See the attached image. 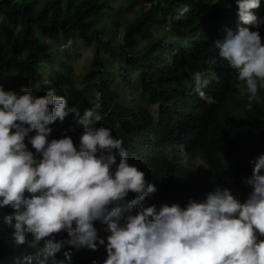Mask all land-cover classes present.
<instances>
[{"label":"trees","instance_id":"1","mask_svg":"<svg viewBox=\"0 0 264 264\" xmlns=\"http://www.w3.org/2000/svg\"><path fill=\"white\" fill-rule=\"evenodd\" d=\"M256 12L264 17V0ZM128 13H135L134 18L128 20ZM238 24L235 0H0V84L17 92L28 87L37 96L54 89L68 108L75 106L81 114L91 106L93 93L101 92L102 120L96 126L109 127L123 141L129 163L155 186L142 202L145 206L183 207L189 198L203 200L215 186L223 187L224 179L243 202L251 191L242 182L251 174L248 161L264 153V99H246L235 105L236 112L230 111L244 84L214 47L227 30L235 34ZM116 28L121 29V43L116 42ZM156 29L163 33L156 35ZM259 33L264 42V24ZM74 41L92 49L90 66L79 78L80 105L70 96L68 63L55 56L58 46ZM197 72L213 75L204 91L214 104L197 95ZM127 94L138 100L127 103ZM50 127L49 139L67 135L74 146L81 134L72 113ZM169 145H183V155L175 147L165 151ZM181 159L186 165L200 159L206 179L196 185L183 176ZM134 195L129 192L125 199ZM11 211L0 209V264H19L22 257L37 254L28 247L30 236L25 244L14 243L13 229L2 221ZM94 227L101 238L107 235L104 225L94 222ZM55 238L68 237L61 231ZM56 257L62 259L61 253ZM105 258L103 246L73 250L71 264L93 259L101 264Z\"/></svg>","mask_w":264,"mask_h":264},{"label":"clouds","instance_id":"2","mask_svg":"<svg viewBox=\"0 0 264 264\" xmlns=\"http://www.w3.org/2000/svg\"><path fill=\"white\" fill-rule=\"evenodd\" d=\"M235 3L236 33L227 30L214 47L251 101L264 88L259 33L264 17L256 12L261 0ZM210 83L203 72L193 75L197 95L206 104L215 103L204 91ZM101 102L102 93L94 92L91 106L81 114L54 89L37 96L28 87L17 92L0 84V209L12 210L2 221L13 229L16 245L30 236L28 247L37 249L19 264H71L73 250L99 246L106 253L101 264H264V153L248 161L251 174L242 182L251 191L243 202L229 188L215 186L203 200L189 198L183 207L145 206V197L156 188L129 163L123 141L109 127L96 126L102 120ZM69 113L81 128L75 146L67 135L49 139L50 125ZM173 147L183 155V145L165 151ZM129 192L134 197L125 199ZM94 222L104 225L105 237L98 236ZM61 231L67 239L55 238ZM66 245L69 250L61 252Z\"/></svg>","mask_w":264,"mask_h":264},{"label":"rangeland","instance_id":"3","mask_svg":"<svg viewBox=\"0 0 264 264\" xmlns=\"http://www.w3.org/2000/svg\"><path fill=\"white\" fill-rule=\"evenodd\" d=\"M143 9H147V7H142ZM137 12L141 9L138 7L136 8ZM135 14V13H134ZM133 13H128L126 18L131 20L134 18ZM163 33L162 29H156V35L158 33ZM116 42L121 43V29L116 28ZM163 36V35H161ZM167 40H171V34L165 35ZM55 56L59 60L67 62L70 67V82L68 84L70 96L77 102L78 105L81 104L82 96H81V88L79 85V78L80 76L85 73L92 61V49L89 46H84L83 44L79 43L78 41L68 42L58 46L56 48ZM209 76L210 80H212L213 75L209 73H205ZM248 93L245 87H242L232 105H229L230 111L232 113L236 112L235 105L240 104L247 99ZM258 103H261L264 99V88H258L256 96L253 98ZM126 102H132L134 104L138 100V96L136 94H127L125 97ZM207 168L204 163L200 159H195L190 164L186 165L182 169V175L186 178H189L195 182V184H199V182L204 181L207 177ZM223 187L231 188V184L227 179L223 180Z\"/></svg>","mask_w":264,"mask_h":264}]
</instances>
